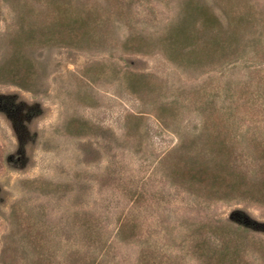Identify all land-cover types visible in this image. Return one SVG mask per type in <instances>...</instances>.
I'll list each match as a JSON object with an SVG mask.
<instances>
[{"label": "rangeland", "instance_id": "obj_1", "mask_svg": "<svg viewBox=\"0 0 264 264\" xmlns=\"http://www.w3.org/2000/svg\"><path fill=\"white\" fill-rule=\"evenodd\" d=\"M0 264H264V0H0Z\"/></svg>", "mask_w": 264, "mask_h": 264}]
</instances>
